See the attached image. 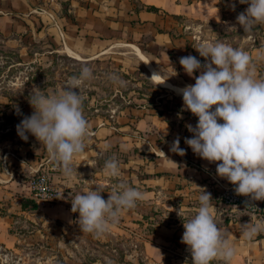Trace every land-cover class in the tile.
<instances>
[{
	"label": "rangeland",
	"instance_id": "374dc122",
	"mask_svg": "<svg viewBox=\"0 0 264 264\" xmlns=\"http://www.w3.org/2000/svg\"><path fill=\"white\" fill-rule=\"evenodd\" d=\"M35 1L50 9L52 17L24 15L22 11L15 12L13 18L0 16V264H147L141 236L149 235L152 226L144 225L140 219L136 224L135 213L142 214L145 221L151 217L163 221L173 220L175 212L150 203L151 199H142L135 207L123 210L118 221L109 224L105 232L82 233L76 223L79 213H72L71 206L57 203L62 192L58 201L51 203H38L31 197L30 181L45 171H49L51 181L62 191L53 175L58 168L51 170L52 162L45 169L29 167L49 152L30 133L27 141L21 139L17 125L34 111L29 103L34 88L55 95L62 91L66 80L78 76L82 66H88L93 76L79 90L87 122L96 119L118 125V121H126L131 134L137 131L138 122L142 136L154 139L162 138L157 131L162 125L168 130V137L179 138L180 147L185 149L182 142L193 134L183 128L182 121L194 115L183 110L182 95L173 89L194 84V77L200 72L189 76L176 53L162 55L160 47L151 41L152 32L144 33L130 26L113 34L111 40L101 41L103 45L110 42L111 48L89 49L95 41L77 38V19L73 17L75 7L86 5L88 0ZM247 7L239 0H219L222 17L218 20L178 17L175 22H190L196 27L193 33L184 35L189 36L187 45L192 55L202 64L205 58L195 47L205 42H222L249 55L254 78L259 80L264 79V22L245 33L236 17ZM0 8L8 9L7 2L0 1ZM166 26L161 29L167 31ZM62 33L65 38L68 36L67 46ZM154 71L161 75L151 79ZM110 155L119 157L114 150ZM185 156L190 160L189 152ZM104 161L101 158L99 166ZM128 181L125 183L135 188ZM120 182L119 177H111L107 191ZM108 196L109 193L107 199ZM184 216H190V212L185 211Z\"/></svg>",
	"mask_w": 264,
	"mask_h": 264
},
{
	"label": "clouds",
	"instance_id": "9594fccd",
	"mask_svg": "<svg viewBox=\"0 0 264 264\" xmlns=\"http://www.w3.org/2000/svg\"><path fill=\"white\" fill-rule=\"evenodd\" d=\"M239 3L248 5L236 17L245 33L264 22V0H239ZM232 8L235 9V4ZM195 49L205 58V63L192 55L181 57L179 63L189 76L197 71L200 74L194 77V84L173 89L182 95L183 110H190L198 117L195 127L186 125L193 135L186 137L185 143L200 158L216 163V174L234 185L237 195L249 197L245 208L255 207L253 202L264 200V79L254 78L250 57L239 48L222 42H205ZM160 75L154 71L151 79ZM92 76V70L82 66L79 75L66 80L62 91L55 95L34 88L29 96L34 111L17 125L21 139L27 141L28 133L34 136L67 176L72 175L74 157L85 149L88 122L83 115L79 90ZM170 150L181 156L186 154L179 138L173 141ZM104 173L120 177L115 156L105 160ZM102 192L97 186L96 190L71 198V212L79 213L76 223L82 233L105 232L109 222H117L123 210L135 207L143 199L140 190L125 182L115 185L107 200ZM198 201L196 214L187 220L183 219L182 205L177 211L183 219L181 243L188 246L192 264H211L214 258L231 264L237 250L230 234L214 220L211 194L204 191ZM240 227L241 239L247 241L264 232V223L248 222Z\"/></svg>",
	"mask_w": 264,
	"mask_h": 264
},
{
	"label": "crops",
	"instance_id": "0c3cea01",
	"mask_svg": "<svg viewBox=\"0 0 264 264\" xmlns=\"http://www.w3.org/2000/svg\"><path fill=\"white\" fill-rule=\"evenodd\" d=\"M0 1L7 2L8 6L6 10L0 8L1 17L13 18L18 11H22L24 15L38 14L41 17L47 16L48 19L52 17V11L40 7L35 0ZM135 1L137 4L133 0H88L86 5L76 6L73 11V17L77 19L74 33L78 39L95 41L94 45L89 44V49L90 47L108 49L112 47L110 42L103 45L101 41L111 40L113 34L121 33L122 28L128 26L139 28L144 30V33L152 32L151 41L160 47L162 55L168 56L169 52H173L180 59L192 55L193 52L187 45L189 36L184 34L193 33L196 27L189 24L190 22L179 24L175 22L176 18L215 21L222 17L219 0ZM79 19L82 21L79 22ZM163 25H167V31L161 29ZM61 35L67 46V34L66 38L64 33ZM124 122L118 121V125L96 119L88 122L85 149L74 157L71 176L64 174L61 166L50 153L41 161L30 164L29 167L32 170L45 169L51 162L58 164V170L53 172V175L62 189L60 191L62 199L57 202L62 207L71 206L72 195L94 190L97 186L103 188L105 193L103 198L107 200L109 193L107 186L111 185V177L104 173V164L99 166V163L101 158L106 160L107 156L110 157V152L114 150L119 155L117 160L121 171L120 181L129 180L128 183L131 182L143 193V200L151 199L150 203L175 212L173 220L163 221L153 217L145 221L142 214L135 213L136 224L140 223L139 220L137 221L140 219L145 222L144 225L152 226L149 231L150 236H141L142 254L147 264H192L188 246L181 243L184 232L183 219L187 220L196 214L199 207L198 198L204 191L211 194V211L215 222L220 229L230 234L231 242L237 250L231 264H264V232L247 241L241 239L240 227L248 222L264 223V217L254 215L242 204L222 202L220 193L229 182L216 174V163H209L194 154L185 141L182 143L186 152L190 153V160L185 155L181 156L172 152L170 148L175 138L168 137L169 132L162 125H159L157 129L162 138L154 139L142 136L143 133L137 126L138 122L135 134L129 133L128 125L126 121ZM197 122L198 117L186 116L182 121L183 128L186 129L188 124L195 127ZM218 122L223 123L221 120ZM163 197L167 199L162 200ZM181 205L183 213L189 211L190 216H183L182 219L177 215ZM128 220L133 223L132 219ZM123 224L127 225L125 222ZM211 264H225V262L220 258H214Z\"/></svg>",
	"mask_w": 264,
	"mask_h": 264
},
{
	"label": "built area",
	"instance_id": "2783aa9c",
	"mask_svg": "<svg viewBox=\"0 0 264 264\" xmlns=\"http://www.w3.org/2000/svg\"><path fill=\"white\" fill-rule=\"evenodd\" d=\"M51 170L58 168L57 163H52ZM49 171L41 172L37 177L30 181V189L33 195L31 196L35 200L44 203H51L58 201L60 190L51 181V175ZM220 199L225 204H242L245 206V201L249 200V197L237 195L234 191V185L229 183L220 193ZM255 207L247 208L251 213L257 216L264 217V200L253 202Z\"/></svg>",
	"mask_w": 264,
	"mask_h": 264
},
{
	"label": "trees",
	"instance_id": "16d2710c",
	"mask_svg": "<svg viewBox=\"0 0 264 264\" xmlns=\"http://www.w3.org/2000/svg\"><path fill=\"white\" fill-rule=\"evenodd\" d=\"M34 206H36V205H34Z\"/></svg>",
	"mask_w": 264,
	"mask_h": 264
}]
</instances>
